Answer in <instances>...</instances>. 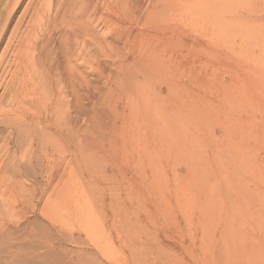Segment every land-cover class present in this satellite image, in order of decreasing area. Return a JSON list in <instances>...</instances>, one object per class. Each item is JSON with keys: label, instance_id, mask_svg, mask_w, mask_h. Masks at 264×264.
I'll return each instance as SVG.
<instances>
[{"label": "rangeland", "instance_id": "374dc122", "mask_svg": "<svg viewBox=\"0 0 264 264\" xmlns=\"http://www.w3.org/2000/svg\"><path fill=\"white\" fill-rule=\"evenodd\" d=\"M185 1L150 68L108 38L101 68L92 48L65 65L62 16L84 0H0V264H264V0ZM33 16L57 29L53 91L46 52L15 64Z\"/></svg>", "mask_w": 264, "mask_h": 264}, {"label": "bare ground", "instance_id": "6f19581e", "mask_svg": "<svg viewBox=\"0 0 264 264\" xmlns=\"http://www.w3.org/2000/svg\"><path fill=\"white\" fill-rule=\"evenodd\" d=\"M210 1H214V3H216L215 0H210ZM238 1L239 2L235 3V0H234V2H233V0H232V2H229V0H228L227 1L228 7H229V4L231 5L232 3L234 6V3H235L236 6H234V7L237 8V4L241 3L243 5L247 2V0H238ZM198 2H199V0L196 1V3H198ZM68 3H70L69 0L67 2V5H68ZM208 3L209 2H206V4H208ZM214 3H212V4H214ZM225 3L226 2L224 1V4ZM222 4L223 3L221 2V5ZM241 4H240V6H241ZM81 5H82L81 9L78 8ZM186 5H188V3L185 0L184 1H181V0H154L152 2H147L145 8H142V6L136 0H84L83 4H79V6L77 7L78 10L79 9L80 10L79 11L76 10V12H75L76 14L78 12L77 18H75L71 15L67 17L66 15L62 14L65 16V17H63L60 14L62 16V18L64 19V21L67 19L66 22L62 21V19L60 20V21H62L61 24L63 27L59 24L63 29L65 27L68 30L67 34L65 32V39H64V41H65L64 47L66 48L65 51L67 52L66 56L64 58V60L66 59V64H65L66 67H69L70 61H71L70 59L72 57H74L75 59H80L86 63L88 61L89 55L91 53V52H89V48H92V50L94 49L93 56H95V58L93 57L94 58L93 61L96 62L98 67L99 66L101 67L102 64H104V60H102V57L105 59V56H106L105 49L111 48V47H109V44L105 40L106 38H108V39H110V41L118 43V44H120V46H122V50H124L125 56L127 57L125 59V61L128 62L131 66H134L135 64H138V63H142V64L146 63V64L150 65V66H147L150 68L152 66V64L154 63V59L156 57L155 54H157L155 51L156 48L153 47L154 44L152 45V41L154 39L159 41L160 36L161 35L163 36L164 34H166V32L170 29V28H166V16H171V14H174L173 13L175 11V10H173L174 8H177V12H178V9L184 11L186 9ZM215 5L218 6L217 4H215ZM76 6H77V4H76ZM198 6L199 5H197V4L194 5V3H193V6H190V7L188 6L189 7L188 10L190 11L191 8L195 7L196 10L199 11ZM206 7H207V5H206ZM259 7L260 6H258V10L257 9H251L252 6H251V8L249 7L250 9H247L248 7L242 8L243 11H239V12H236V8H234L235 11H233L230 15L235 16V14L236 15L246 14L249 16H258V14L262 13V10L260 11ZM64 8H65V6H64ZM68 8H69V5H68ZM68 8H67V10H68ZM74 8L76 9V7H74ZM209 8H206V10H208ZM254 8H256V7H254ZM226 9H227V5H226ZM228 9H227V11H228ZM13 10H14V7H12L10 9V13ZM64 10L65 9H63V13H64ZM206 10L203 9L200 14L203 15V12L206 13ZM221 11H222V9H221ZM224 11H222V12H224ZM209 12H213L212 7H211V11L209 10ZM216 13H217V15H219L220 10L216 11ZM216 13H215V15H216ZM76 14H74V15H76ZM186 14H187V12L185 13V15ZM198 14H199V12H198ZM207 14H210V13H207ZM30 15H31V13H30ZM202 15L200 16V18H199V15H197V17L199 19L202 18V20H203L204 17ZM193 16H196V13ZM210 16H211V14H210ZM33 18H34V16L31 18L30 24L28 26L26 25V27L24 28V30L22 32V35H24V37L22 36L21 39H19L15 43V48H16V52H17L15 64L18 67L19 71H21L24 68H26V66L24 65L25 62L27 63V65L29 64V62H31V64L33 63L32 61L35 59L34 53L37 50H38V53L39 52H44V53L46 52L47 55L45 56V58H43L44 59V61L42 62L43 66L40 65V67H42V68H41V70L38 71V74H40V75L42 74L41 76H43L42 69H44V71L46 72V75H45V72H44V75L47 78L46 83H48V86L52 90L54 83H56L57 86H60L61 85L60 83H61L62 78H63L61 71L59 72L60 65L57 62L56 57L50 58L48 56L51 53L50 45H51V42L53 41L52 38L54 37V35L57 32V29L53 28L50 31H48L49 24L51 23V19H49L50 18L49 17L46 23H44L43 25L41 24V26H40L41 28H35L38 33H36L34 35V29L33 28L35 27V21ZM190 20H191V18H190ZM60 21H58V22H60ZM240 22H242V21L240 20ZM234 23H238V22H234ZM234 23L230 22V24L232 26L230 27V30L228 29V31H231V28H232V30L234 28L235 30L239 29V31H240V28L243 27V25H240V28H238L237 26L234 25ZM95 24H97V25L101 24L100 26L104 27L103 32H106V34L105 35L103 34V35L105 37H103L102 33H101V36H98V34L95 31ZM221 24H222V22H221ZM239 24H241V23H239ZM244 24H245V22H244ZM224 25H225V22H224ZM224 25H223V28H226V26L224 27ZM235 27H237V28H235ZM223 28H221V31ZM244 28H247V27H244ZM223 30L225 31L226 29H223ZM244 31H245V29H244ZM218 32L219 31H217L216 33H218ZM45 34H48V36L43 41H41L39 43V41L41 40L42 37H44ZM224 35L225 34H223V36ZM32 36H34L33 40L31 39ZM210 39H209V41H210ZM60 40H61V38H60ZM60 43H61V41H60ZM62 44H64V43H62ZM62 44H61V46H62ZM37 45H38V47H37ZM111 45L112 44L110 43V46ZM61 46L59 44L58 48H60ZM164 46H166V45H164ZM115 47H116V45L112 46V48H114V50H115ZM51 48H53V46H51ZM120 48L121 47H118V49H120ZM26 50H30L31 52H28ZM61 51L62 50L60 49V52ZM114 53H116V52H114ZM117 54H118V52H117ZM117 58H120V57L118 56ZM90 60H92V59H90ZM38 64H39V62H38ZM37 70H38V68H37ZM68 70H71V69L69 68ZM99 72L101 74H103L102 70ZM128 73H129V71H128ZM22 74L24 76V73H22ZM70 74H71V72H70ZM75 75H77V74H75ZM69 77L71 78V76H69ZM69 77H68V79H69ZM80 77H81L80 81L82 80L81 83L83 82V84H85L86 79L84 80V76L81 75ZM44 78H43V80H44ZM16 79H17L16 81L18 82V84L21 86V91H15V94L21 95L22 93H27V91L25 89V82H26L25 77H19L18 76V78L16 77ZM66 79H67V77H66ZM127 79H128V77H127ZM67 84H69V82H67ZM111 87H113V86L111 85ZM114 88L111 91L112 95L118 94V90L116 89V87H114ZM58 91H59V89H58ZM125 92H126V88H125ZM59 97H60V91H59ZM55 99H57V97ZM61 99L57 103L54 104L53 108L55 107V111L58 110V106L61 104ZM133 103L134 102L132 101L130 107H127V106L125 108L123 107V113H124L125 109L129 111V114L131 112H133L136 109V105H134L135 103L134 104ZM118 107H120V105ZM59 109H60V107H59ZM138 109H140V107ZM138 109H137L136 114H139V112H140V110H138ZM114 110L116 111V108ZM107 114L108 113H104L105 116H108ZM117 114L118 113H116V115ZM142 126H144V125H142Z\"/></svg>", "mask_w": 264, "mask_h": 264}]
</instances>
